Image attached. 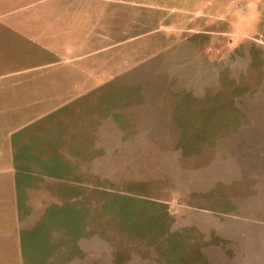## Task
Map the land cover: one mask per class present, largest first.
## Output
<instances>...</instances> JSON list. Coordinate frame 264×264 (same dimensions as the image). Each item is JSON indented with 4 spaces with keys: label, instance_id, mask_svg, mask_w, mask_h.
<instances>
[{
    "label": "rangeland",
    "instance_id": "rangeland-1",
    "mask_svg": "<svg viewBox=\"0 0 264 264\" xmlns=\"http://www.w3.org/2000/svg\"><path fill=\"white\" fill-rule=\"evenodd\" d=\"M0 23L79 31L95 85L118 74L20 149L48 264H264V0H0Z\"/></svg>",
    "mask_w": 264,
    "mask_h": 264
},
{
    "label": "crops",
    "instance_id": "crops-1",
    "mask_svg": "<svg viewBox=\"0 0 264 264\" xmlns=\"http://www.w3.org/2000/svg\"><path fill=\"white\" fill-rule=\"evenodd\" d=\"M80 37L79 31H57L52 27L49 31H38L31 27L0 23V264H27L26 260L40 250L46 252V264L51 259L52 243L50 233L46 231L49 226L53 228L54 221L39 220L23 230V223L28 217L24 218L20 210L18 181L22 171L18 164L27 162V158L20 157V149L25 144L32 147L35 143L36 150H44L45 145L37 143L41 135L35 131L49 133L60 122L52 118L43 124L41 122L46 120L45 117H52L61 108H71L85 97H88V105L99 104L101 87L118 78L115 73L101 85H95L98 64L91 60L84 62L83 55L75 53L81 47ZM62 39L69 41L54 43ZM126 115L132 118L133 111ZM99 122L90 126L91 132L97 133L99 128L101 133ZM35 124H38V128L30 129ZM108 128L117 130L118 126L109 122ZM49 148L55 156L54 143ZM29 159L33 161V158ZM42 160L43 163L48 162L44 158ZM89 160L91 162L85 166L88 172L76 176L94 180L101 175L100 170H96V161L99 159L93 156ZM47 169L46 172L51 170L49 167ZM39 199L42 200V196ZM38 233L39 237L42 234V240L37 242Z\"/></svg>",
    "mask_w": 264,
    "mask_h": 264
}]
</instances>
